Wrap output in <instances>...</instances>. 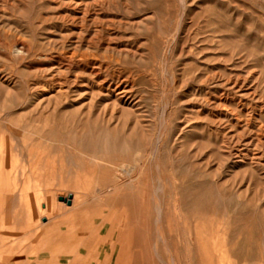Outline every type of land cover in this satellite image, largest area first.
I'll list each match as a JSON object with an SVG mask.
<instances>
[{
    "label": "rangeland",
    "instance_id": "374dc122",
    "mask_svg": "<svg viewBox=\"0 0 264 264\" xmlns=\"http://www.w3.org/2000/svg\"><path fill=\"white\" fill-rule=\"evenodd\" d=\"M0 185V264H264V0H0Z\"/></svg>",
    "mask_w": 264,
    "mask_h": 264
},
{
    "label": "crops",
    "instance_id": "0c3cea01",
    "mask_svg": "<svg viewBox=\"0 0 264 264\" xmlns=\"http://www.w3.org/2000/svg\"><path fill=\"white\" fill-rule=\"evenodd\" d=\"M2 186L3 185H0V215H2V216H4V210H3V207H4V199H3V191H2ZM24 188V187H23ZM23 188H22V192H24L23 191ZM25 204L27 205L26 206V215H27V217H28V219H29V217H30V221H31V219H33L34 218V215H35V210H34V207L29 203V201L28 200H26V198H25ZM2 222V221H1ZM1 231V230H0ZM2 232L0 233V236L2 237Z\"/></svg>",
    "mask_w": 264,
    "mask_h": 264
},
{
    "label": "bare ground",
    "instance_id": "6f19581e",
    "mask_svg": "<svg viewBox=\"0 0 264 264\" xmlns=\"http://www.w3.org/2000/svg\"><path fill=\"white\" fill-rule=\"evenodd\" d=\"M20 192H22V191H20ZM63 200H64V199H63ZM66 200H67V199H65L64 201H66ZM70 202H71V199H70ZM66 203H67V202H66ZM64 209H65V208H64ZM51 210H53V209H51ZM51 210H50V211H51ZM48 212H49V211H48ZM38 214H40V213H38ZM46 214H47V213H46ZM48 214H49V213H48ZM52 222H53V221H52ZM58 223H59V221H58ZM49 224H50V223H49ZM53 224H54V223H53ZM53 224H51V227H50V226H46V228H44V229H47V228H49V227L52 228V225H53ZM59 224H60V223H59ZM59 224H57V225H59ZM63 227H64V225H63ZM56 228H57V227H56ZM56 228H55V229H56ZM59 228H60V227H59ZM48 231H49V230H48ZM42 233H43V232H42ZM42 233H41V234H42ZM53 233H54V232H53ZM39 234H40V233H39ZM37 236H38V235H37ZM54 237H55V236H54ZM49 238L51 239V237H49ZM73 261H74V259H73ZM71 264H72V263H71Z\"/></svg>",
    "mask_w": 264,
    "mask_h": 264
},
{
    "label": "water",
    "instance_id": "95a60500",
    "mask_svg": "<svg viewBox=\"0 0 264 264\" xmlns=\"http://www.w3.org/2000/svg\"><path fill=\"white\" fill-rule=\"evenodd\" d=\"M66 202H67L68 204L70 203V197H69V199L66 200Z\"/></svg>",
    "mask_w": 264,
    "mask_h": 264
}]
</instances>
